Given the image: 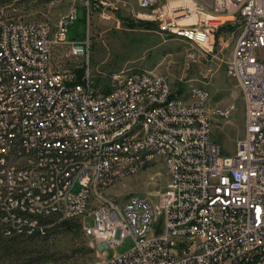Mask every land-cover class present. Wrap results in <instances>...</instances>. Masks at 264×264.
Instances as JSON below:
<instances>
[{"label": "built area", "instance_id": "obj_1", "mask_svg": "<svg viewBox=\"0 0 264 264\" xmlns=\"http://www.w3.org/2000/svg\"><path fill=\"white\" fill-rule=\"evenodd\" d=\"M171 1H176L171 4ZM132 2L152 32L203 47L237 29L225 74L238 86L242 135L230 154L209 136L208 91L187 98L143 69L94 80L88 38L66 41L76 7L51 30L0 9V236H42L77 219L107 264H264V0H82L87 16ZM183 5H180L183 3ZM63 48L67 68H53ZM159 159L156 201L101 190ZM132 245L106 257L123 238Z\"/></svg>", "mask_w": 264, "mask_h": 264}, {"label": "rangeland", "instance_id": "obj_2", "mask_svg": "<svg viewBox=\"0 0 264 264\" xmlns=\"http://www.w3.org/2000/svg\"><path fill=\"white\" fill-rule=\"evenodd\" d=\"M72 7H76V18L66 27L65 39L88 38V63L94 80H106L108 73L115 70L143 69L164 76L171 91L182 98H187L193 86L205 88L209 93L206 101L209 111L229 104L234 107L228 119L211 117L209 125V136L220 145L222 153L232 152L234 141L242 135V104L236 81L225 74L224 67L237 29L218 27L208 44L198 47L152 32L144 21L135 17L140 9L132 2L103 14L92 12L87 16L82 0H0L2 16L43 22L51 30L59 16ZM51 64L54 69L67 68L71 60L63 48L53 47ZM165 181L161 161L151 160L139 170L111 182L101 190V196L120 201L134 194L154 203L156 192L162 190ZM69 222V227L50 231L51 228L47 236L25 238V245L14 251L0 245V264H107L82 236L78 220ZM5 238L0 236V244ZM131 245V239L125 237L114 249L106 250V257L123 252ZM4 250L7 252L1 255Z\"/></svg>", "mask_w": 264, "mask_h": 264}, {"label": "trees", "instance_id": "obj_3", "mask_svg": "<svg viewBox=\"0 0 264 264\" xmlns=\"http://www.w3.org/2000/svg\"><path fill=\"white\" fill-rule=\"evenodd\" d=\"M69 220H64L58 224H56L55 226L52 227V229L50 231H52L53 229H56V228H59V227H62V226H65V227H69L70 224H69ZM49 232H47L44 236H47ZM32 237H35V236H29V237H23V236H11V237H7L5 239H1V244L2 247L4 249H9L11 251H14V249L18 248V247H23L25 245V242L27 241V239L25 238H28V239H31ZM12 248V249H10ZM7 251H3L1 252V255L5 254Z\"/></svg>", "mask_w": 264, "mask_h": 264}, {"label": "bare ground", "instance_id": "obj_4", "mask_svg": "<svg viewBox=\"0 0 264 264\" xmlns=\"http://www.w3.org/2000/svg\"><path fill=\"white\" fill-rule=\"evenodd\" d=\"M183 1V0H182ZM184 4V2L182 3V4H180V5H183Z\"/></svg>", "mask_w": 264, "mask_h": 264}]
</instances>
